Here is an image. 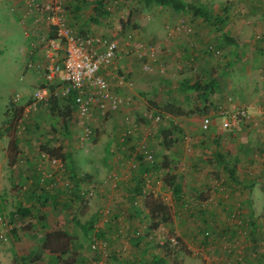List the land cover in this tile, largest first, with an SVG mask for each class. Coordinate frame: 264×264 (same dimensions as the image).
<instances>
[{"label":"rangeland","instance_id":"1","mask_svg":"<svg viewBox=\"0 0 264 264\" xmlns=\"http://www.w3.org/2000/svg\"><path fill=\"white\" fill-rule=\"evenodd\" d=\"M101 1L107 2L110 9L98 13L97 22L92 12L67 9L68 27L84 37L110 36L137 47V42L145 41L146 46H156L155 55L137 47L123 54L131 60L133 69L111 71L124 80L120 84L114 75L122 88L119 95L123 101L113 114L102 115L95 110L81 119L73 112L63 121L64 105L60 100L58 107L53 108L52 97L40 101L37 109L24 112L42 85L34 83L39 71L27 65L34 59L29 50L35 45L29 46L23 35L20 24L23 14L14 6H25L24 14L29 8L30 16H27L33 23L41 14L29 5L30 0H0V264H61L41 246L43 232L57 228L74 238L69 251L62 255L72 264H135L134 253L141 262L156 254L162 258L158 260L162 264H264L263 144L256 145L257 150L253 151L256 161L245 162L244 170L234 173L235 176L222 181L221 172L209 170V176L207 172L214 169V161L220 162L211 157L213 136H264V120L262 124L259 122L264 119V0H213L206 4L192 0L211 10L214 16L209 19L155 2L122 0L116 8L118 0ZM215 17L225 22L224 25L217 22L223 26V33L231 36L236 31L242 33L238 37L243 43L241 47L222 45ZM180 23L190 26L192 31H174L173 27ZM197 27H207L202 31L207 40L194 44L190 39ZM81 30L89 31L81 33ZM152 33H155L153 38ZM176 36L184 38L182 42L191 59L181 58L180 48L173 45ZM160 40L163 43H158ZM164 43L169 45L166 54L162 51ZM158 45L165 55L159 65ZM24 47L28 48L27 56L22 52ZM146 63L150 69L143 67ZM31 74L34 79L29 77ZM210 79L214 80V86L204 93L182 85L193 81L203 84ZM229 97L231 103L247 110L249 118L227 129L222 126L221 111L228 105ZM167 102L193 112L185 116L167 114L163 110ZM206 106L209 110L204 111ZM156 115L158 120L154 119ZM204 117L210 118L207 128L202 127ZM85 128H89L90 136H83ZM167 128L174 144L163 153L161 136ZM116 130L120 136H113ZM12 138L17 142L18 153L15 163L9 165ZM57 146L70 158L51 161L44 148ZM144 149L153 154V165L149 168H157L164 158L168 174L176 173L177 182L185 192L178 205L169 207L164 222L161 217L150 216L145 206L144 198L151 192L167 205L172 199L160 176L153 181L152 170L138 175L143 178L141 195L127 201L100 199L98 182L93 179L83 198L60 212L53 209L52 197L47 198L41 192L40 188L54 175L55 186L66 190L69 167L77 169L81 177L86 174L84 170L93 169L97 176H106L111 183L120 180L127 171H136L141 166L138 161H142L140 157L144 159ZM115 151L119 158L126 157L121 151L128 152L121 164L117 165ZM228 160L229 164L237 165L234 158ZM87 163L92 166L90 169L86 168ZM120 165L123 173L116 169ZM247 166L252 168L251 173L246 172ZM209 180H217L215 195ZM36 194L47 198L44 207L25 218L11 215L19 205L39 207ZM174 208L179 213L177 218L171 214ZM211 209L218 213L215 220ZM73 217L82 224L90 223V229L83 231ZM156 222H159L157 227ZM230 228L233 236L229 235ZM220 231L223 233L219 235ZM95 241L101 242L100 249L91 247ZM228 242H237L239 246L228 248Z\"/></svg>","mask_w":264,"mask_h":264},{"label":"built area","instance_id":"2","mask_svg":"<svg viewBox=\"0 0 264 264\" xmlns=\"http://www.w3.org/2000/svg\"><path fill=\"white\" fill-rule=\"evenodd\" d=\"M29 5L41 14L35 18V22L44 21L51 33L41 41V45H44V61L41 57L34 56V46L29 50L34 59H30L27 65L40 70L43 81L34 98L24 107V112L31 108L37 109L43 99L67 98L70 95L74 98V112L81 119L87 118L92 110L106 115L118 108L123 98L109 89L101 70L112 67L118 56L135 51L137 46L129 42L121 43L110 36L84 37L76 34L68 27L63 0H30ZM173 29L176 32H179L178 29L186 33L192 31L184 23ZM155 48V45H149L136 49L149 50L152 56L155 55ZM162 51L168 53L169 45L164 43ZM143 67L150 69L149 63L143 64ZM114 75L120 84L124 83L121 75ZM230 99L227 98L228 105L221 111V123L227 129L235 128L242 120L249 118L247 110L231 103ZM154 119L158 120L159 116L156 115ZM209 124L210 118L204 117L202 127L207 128ZM89 134V128H85L83 136H90ZM143 153L146 160L152 161L151 152L144 149ZM46 156L49 157L47 153ZM51 161H55V158H51ZM227 246L236 248L239 245L237 242H228ZM91 247L100 249L102 244L95 241Z\"/></svg>","mask_w":264,"mask_h":264},{"label":"crops","instance_id":"3","mask_svg":"<svg viewBox=\"0 0 264 264\" xmlns=\"http://www.w3.org/2000/svg\"><path fill=\"white\" fill-rule=\"evenodd\" d=\"M127 1H129V0H127ZM184 1L195 3L192 0H184ZM210 1H213V0H196V2L204 3V4L210 3ZM99 2H102V1L101 0H64L66 11H67V9L69 11V8H70V9H72V11H75L77 13H83L84 11L92 12V13L95 14L93 16L94 17L93 20L96 21V22H97V20L95 18L98 16L97 12H100L102 14V13H106V11H108V9H110V6H108L107 2H105L104 4L102 2L103 5L99 4ZM120 2H122V0H118V3H117V1H115V3H117L116 6H115L116 8L119 6ZM15 4H17V3H15ZM101 6H103V7H101ZM24 8H25V6H24ZM24 8H23V6H20V8L17 7V6H14L15 10L20 11L19 13L23 14L22 16H23L24 19H22V18L20 19V24L22 26L23 35L28 40L29 46L30 45H32V46L35 45L34 46V49H35L34 56H36L37 58L41 57L43 59V61H44V58H43L44 56L42 55L44 53V49H43L44 45L43 44L41 45V41H42L43 38H45L47 35H49L51 33V29L48 26H46V23L44 21H40V22H37V23L35 22V20H34V23H33L32 19H31V21H29V19H28L29 18L28 16H30L29 8H26L25 14H24V10H23ZM128 12H132V11L127 10V13ZM107 13H110V12H107ZM198 24H194V25L197 26ZM224 24H225V22H224ZM203 28L207 29V27L206 28L205 27H200L199 29L197 27L195 29V35L193 36V38L190 39L191 43L193 41L194 44H196V42L199 43V42H202L201 40L204 41L206 39L205 36H204V33L202 32L204 30ZM86 31H89V30H81V33H85ZM111 33H113V32H111ZM111 33H108V34H111ZM156 33H159V31H156ZM153 35H155V33H152L150 35V37L153 38L154 37ZM241 35H242V33L239 32L237 34V31L235 32V34H233V37L237 38L238 41H239V44H240L239 47H241L243 45V43L238 38ZM163 36L164 35H162L160 37H163ZM177 37L178 36H176L174 39H172V40H175L173 45L177 46V48H180L181 58H184L186 60L187 58H190L189 57L190 54H188L189 50L186 49V47H185L186 45L182 42L184 40V38H179L178 37V40H176ZM162 41L160 40L158 43H163ZM120 42L125 43V41H123V40H120ZM137 45L139 47L143 48L147 44L145 43V41H140V42H137ZM27 49L28 48H26V47H24L22 49L23 54L26 55V56H27ZM158 49L161 51L160 46L157 48V50ZM159 53L160 54H159V56L157 58V61H159V60L160 61L157 62V65H159L162 61L165 60L164 59L165 55L162 53V51L159 52ZM132 66H133V63L131 62V60H128L127 57H123V55H122V56H118L115 59L114 64H112V67L105 68L104 70H101V73L105 76L109 87L112 88L113 90L118 91V94H120V92H122V88H120V86H118L117 81H116L117 78L114 76V74H111V71L116 70V71L119 72V69L121 71L122 70L123 71L124 70L125 71H129L130 69H133ZM25 75L26 74L22 75V79H24ZM29 77L32 79V77H33L32 74ZM33 79H34V77H33ZM25 81H26V83L30 82V81H28V78ZM42 81H43L42 73H39V77L38 78L36 77L34 79V83H37V84L39 83L41 85ZM134 94H136V93L134 92ZM92 111H95V110H92ZM262 120H264V119H260L259 122H261ZM120 121L121 120H118V123ZM34 123H35V121H33V124ZM118 123L116 122V124H118ZM261 124H262V122H261ZM241 126H243V125L241 124ZM115 132L116 133L113 136H115V137L120 136V134H119V132H117V130ZM222 132L224 133L225 131L223 130ZM53 136H55V135H53ZM133 136H135V135H133ZM145 137L147 138L148 136H145ZM24 139H26V138H24ZM162 139H163V137L161 136V141H162ZM132 140H133V137L131 138V142H133ZM116 143L119 144V142H116ZM199 143H202V142H199ZM211 143L213 144L212 149H211V157L213 159H219L220 162H215L214 161L212 163L213 167L215 166L214 169L213 168L212 169L209 168V169H207V172L209 170L212 173H217L218 171L221 172L220 173L221 174L220 175L221 176V180L224 181V179L227 176H231V177L235 176L240 171L244 170V169H242V166L244 165L245 162L253 163V162L256 161L254 159V158H256V157H254V154L256 152H253V151L257 150L256 145L260 146V144H263V146H264V136H213L211 138ZM163 150H164L163 153H165L167 151V148H163ZM116 152L117 151L114 152L115 156L118 155ZM121 152L124 155H126V157L128 156V152H126V151H121ZM219 155L221 156L220 158L218 157ZM126 157L122 156V158L121 157L119 158V156H117L116 157L117 165H118V162L121 164L122 163V159L123 158L125 159ZM228 158H234L237 161V165L229 164V162H227V161H229ZM139 162L140 161H138V163ZM216 163H219L220 167ZM258 163H259V161H258ZM165 164H167V162L164 159L163 160V164L161 162L160 166H158L157 168H149V166H147V168L143 169L142 165L138 166L136 171H127L126 174L123 177L120 178V180H116L115 179L114 182H112V183H111V180L109 178H107L106 176L105 177H103L101 175L97 176L96 172L93 171V169L92 170H84L85 171L84 173L91 175L92 176L91 179H93L95 182H98L97 195H99L100 199H104V200H109V199L110 200L111 199L112 200H119V202H120V200L127 201L128 198L136 199L138 197V196L134 195L133 191H134L135 185L137 183L136 180L139 179L138 175L142 174L145 171H148V172L151 173V170H152L153 173H151V175H154L153 181H155L154 178L156 176H160L159 178H162V182L165 185L164 178H165V176L169 175L168 174V170L169 169H167L168 165H167V167H164ZM9 165H11V164L9 163ZM110 165H108V168L110 167ZM79 167H80V165H79ZM91 167L92 166H90V163H87L86 168L90 169ZM218 168H219V170H218ZM247 168H248V166H247ZM247 168H246V172L251 173V169L252 168H248V169ZM116 169L121 171V165L118 166ZM121 172L123 173L124 171H121ZM234 173H235V175H234ZM170 174H173V172H171ZM174 174H176V173H174ZM208 176H209V172H208ZM178 179L179 178L176 175V180H178ZM225 180H227V179H225ZM197 181H199V180H197ZM216 181L217 180H215L214 182L210 181L211 183H209L212 186V192H213L214 195L217 192L216 189H217L218 183ZM207 183H208V179H207ZM164 188H165V186H164ZM166 188H167L166 191L168 193L164 192V194H166V193L169 194L170 199H171V195H172V199H171L170 204L169 205L166 204L168 206V208L178 205L180 200H182V198L185 195V192H184L183 188H182L183 195L181 197H178L179 195H175L168 186ZM208 189H211V188H208ZM154 196H158V195H154ZM158 198L161 199L159 196H158ZM145 206L147 208V205H145ZM147 210H148V208H147ZM169 210H170V208H169ZM176 211H177V209L174 208L173 209V213H171V214H172L173 217L177 218V217H179V213L178 212H177L178 214L175 213ZM210 211H211L210 212L211 215L213 216V218L215 220L216 219L215 213H217V212H214L212 209ZM148 213H149V211H148ZM217 215H218V213H217ZM150 216H152V215H150ZM148 217H149V215H148ZM174 223H175V221H174ZM251 228H253V226H251ZM221 233H223V232L220 231L219 235ZM152 234L153 233H151L150 235H152ZM230 234L232 236L234 235V231L231 228L229 230V235ZM146 253H148V250L146 251ZM132 260H133V263L136 264V262H137L138 264H140V262L138 261L136 253L133 254ZM151 260H152V257L150 256L147 259H144L143 262H144V264H154L155 262H153ZM159 264H162V263H159Z\"/></svg>","mask_w":264,"mask_h":264},{"label":"trees","instance_id":"4","mask_svg":"<svg viewBox=\"0 0 264 264\" xmlns=\"http://www.w3.org/2000/svg\"><path fill=\"white\" fill-rule=\"evenodd\" d=\"M145 2H155L160 5H169L172 7L173 10L175 11H190L193 15V17L201 16L204 19H209L213 17V13L211 10L206 7L203 4H196L192 2H186L184 0H144ZM99 4H102V2H99ZM100 13V12H97ZM214 22L216 23L217 29L221 32L220 38L222 41V45H233L236 47H239V41L237 38L223 33V26H218V23H223L224 21L219 18L215 17ZM33 68V67H30ZM38 70V69H37ZM39 73H41L40 70H38ZM42 85V84H41ZM183 87L186 89H193L199 92H205L208 89H212L214 86V80L210 79L206 83L201 84L198 81H193L192 83L185 82L182 83ZM73 95L68 96L67 98H60V97H52L50 100V104L53 108L58 107V104L61 100L63 103V113L62 118L63 121L67 120V117L73 114L75 108L73 106L74 100H73ZM55 110V109H54ZM163 110L167 114L171 115H177V116H185L191 112L192 110H185L183 107L180 105H176L172 102H167L163 106ZM209 110L206 106L204 108V111ZM171 131L169 128L166 130H163V139L161 142V145L163 148H171V145L174 144V139L171 138ZM9 149L11 150L9 154V163L12 165L16 161V155L18 153V145L17 142L14 138H12L9 141ZM44 151L48 154V156L51 158L58 159L60 158L61 160L65 161L66 157L70 158L69 155H64L60 152V147H54V148H44ZM152 154V153H151ZM153 156V154H152ZM219 158L221 157L220 155L218 156ZM139 164H141L143 169L147 168V166L153 165V161L150 162L149 160L141 159L140 157ZM164 160V159H163ZM155 161V158H154ZM227 165V164H226ZM157 166V163L155 164ZM164 167H167V164L164 165ZM77 170V169H76ZM74 170V168L69 167V186L66 190H61L57 186H55V175L51 178H49L48 182L45 184V187H41L40 189L42 190L43 194L46 195L48 198V195L52 197V206L53 209L56 210L57 212L63 210V208L67 209L69 206L75 205V203L82 199L83 196L87 193L88 188L91 185V175L89 174H84L82 177L78 172ZM148 171L143 172L145 174ZM136 185L135 189L133 191L134 195L140 196V189L143 184V178H139L136 180ZM164 183L167 185L172 192L175 195H179L178 197H181L183 195V190L181 185L177 182L176 180V174H169L165 176L164 178ZM82 184V185H80ZM84 186V187H83ZM36 201L38 202L39 207H37L35 204H30L28 206L24 205H19L14 212L11 213V215L14 216H19L20 218H25L28 217L29 215H32L33 211L37 208L44 207L45 203L47 201L46 197H42L39 194H36ZM145 205H147L149 215H152L154 218L161 217V221H165L167 216L169 215V208L164 202L158 198V196H154L153 193H149L145 196ZM40 217V216H39ZM73 221L81 228L83 231L87 232L90 227L89 224H82L76 217L72 218ZM159 222H156L155 227L158 226ZM96 234L99 236V233L96 232ZM74 238L65 230L57 228L53 230H46L43 232L42 239H41V246L43 249L47 250L53 257L56 259L58 263L61 264H72L73 262L69 259H65L62 257L65 253H67L70 249L71 244L73 243ZM156 254H151L152 261L155 262L154 264H159L158 260H161V257L155 256ZM143 260V259H142ZM140 264H144V262L139 261Z\"/></svg>","mask_w":264,"mask_h":264}]
</instances>
